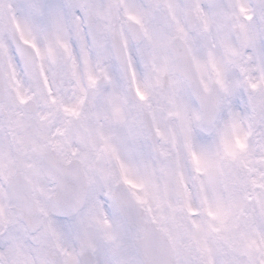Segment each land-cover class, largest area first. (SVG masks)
I'll return each instance as SVG.
<instances>
[{
    "label": "snow or ice",
    "instance_id": "obj_1",
    "mask_svg": "<svg viewBox=\"0 0 264 264\" xmlns=\"http://www.w3.org/2000/svg\"><path fill=\"white\" fill-rule=\"evenodd\" d=\"M0 264H264V0H0Z\"/></svg>",
    "mask_w": 264,
    "mask_h": 264
}]
</instances>
